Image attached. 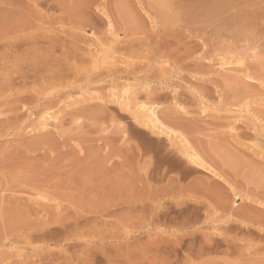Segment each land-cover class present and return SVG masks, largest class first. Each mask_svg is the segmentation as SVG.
<instances>
[{
  "label": "rangeland",
  "instance_id": "obj_1",
  "mask_svg": "<svg viewBox=\"0 0 264 264\" xmlns=\"http://www.w3.org/2000/svg\"><path fill=\"white\" fill-rule=\"evenodd\" d=\"M0 264H264V0H0Z\"/></svg>",
  "mask_w": 264,
  "mask_h": 264
},
{
  "label": "bare ground",
  "instance_id": "obj_2",
  "mask_svg": "<svg viewBox=\"0 0 264 264\" xmlns=\"http://www.w3.org/2000/svg\"><path fill=\"white\" fill-rule=\"evenodd\" d=\"M139 3V0H138ZM142 11L147 13L149 16L150 12L147 10V8L143 5V2L140 1V5ZM136 8V7H135ZM134 8V9H135ZM140 9V8H139ZM133 10V8H132ZM138 10V8L136 9ZM135 10V11H136ZM102 13L106 15L109 18L108 12L103 8L101 9ZM141 11V10H140ZM139 12V11H138ZM136 12V13H138ZM134 13V12H133ZM142 13V12H141ZM137 15V14H136ZM142 16V15H141ZM143 18V16H142ZM140 19V18H139ZM113 24L111 21H109V26L111 27ZM127 90V89H126ZM135 108L132 109L129 102H124L123 107H125L127 110H131L133 113V117L136 121H138L140 124H142L144 127L149 128L150 130L165 134L167 136H170L171 138L178 139L181 145V150L183 154L189 159V161L199 167H203L205 170L212 172L213 174L222 177V175L217 171V169L206 160V158L199 152V150L191 143L190 139L187 137V135L179 128H176L168 123H166L158 114L157 107L154 102H146V101H140L138 103L134 104ZM204 107V106H203ZM180 110L183 112H187L184 106H180ZM205 110V109H204ZM203 110V111H204ZM254 144H258L255 142ZM260 153V152H259ZM71 184V183H70ZM73 184V183H72ZM71 184V185H72ZM77 184V183H76ZM68 186V184H67ZM66 186V187H67ZM73 186V185H72ZM75 186V185H74ZM79 186V185H78ZM71 187V186H70ZM76 188H78L76 186ZM75 188V189H76ZM68 189V188H66ZM74 190V187L72 188ZM71 189V190H72ZM69 190V191H71ZM81 190V189H80ZM76 191L79 192V188L76 189ZM77 193V192H76ZM75 193L73 192V195ZM79 194V193H78ZM76 195V194H75ZM74 195V196H75ZM81 195V193H80ZM83 195V194H82ZM73 197V196H72ZM75 198V197H74ZM75 200V199H74ZM76 201V200H75ZM71 204V203H70ZM95 204V203H94ZM72 205V204H71ZM94 206V205H93ZM68 207V206H67ZM77 207V206H76ZM84 207V206H83ZM69 208V207H68ZM88 208V207H87ZM86 208V209H87ZM90 208V207H89ZM71 209V208H70ZM73 210V209H72ZM78 210V209H77ZM90 210V209H89ZM93 210V209H92ZM95 211V210H94ZM78 212V211H77ZM80 212V211H79ZM82 216V214H80ZM77 225V224H76ZM80 227V226H79ZM77 234V233H76ZM85 234V233H84ZM83 235V234H82ZM160 240V239H159ZM116 242V241H115ZM156 243V242H155ZM113 244V243H112ZM118 245V244H117ZM159 245V244H158ZM166 245V244H165Z\"/></svg>",
  "mask_w": 264,
  "mask_h": 264
}]
</instances>
